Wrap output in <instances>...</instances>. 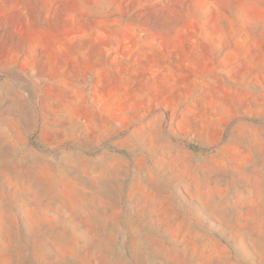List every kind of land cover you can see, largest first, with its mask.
Masks as SVG:
<instances>
[{"label": "rangeland", "instance_id": "1", "mask_svg": "<svg viewBox=\"0 0 264 264\" xmlns=\"http://www.w3.org/2000/svg\"><path fill=\"white\" fill-rule=\"evenodd\" d=\"M0 264H264V0H0Z\"/></svg>", "mask_w": 264, "mask_h": 264}, {"label": "bare ground", "instance_id": "2", "mask_svg": "<svg viewBox=\"0 0 264 264\" xmlns=\"http://www.w3.org/2000/svg\"><path fill=\"white\" fill-rule=\"evenodd\" d=\"M93 208V207H92Z\"/></svg>", "mask_w": 264, "mask_h": 264}]
</instances>
